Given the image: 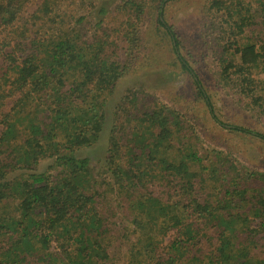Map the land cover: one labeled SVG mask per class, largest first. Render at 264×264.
I'll use <instances>...</instances> for the list:
<instances>
[{"label": "trees", "instance_id": "16d2710c", "mask_svg": "<svg viewBox=\"0 0 264 264\" xmlns=\"http://www.w3.org/2000/svg\"><path fill=\"white\" fill-rule=\"evenodd\" d=\"M169 1L159 0L158 24L210 118L264 141L219 119L164 20ZM58 2L0 0V264H264V172L201 151L181 115L141 91H125L110 114L108 96L131 67L112 58L107 30L85 34L87 16ZM122 5L132 58L145 2ZM209 5L243 39L221 53L223 86L264 116V0ZM89 6L103 29L111 7ZM107 128L97 166L80 152Z\"/></svg>", "mask_w": 264, "mask_h": 264}, {"label": "rangeland", "instance_id": "374dc122", "mask_svg": "<svg viewBox=\"0 0 264 264\" xmlns=\"http://www.w3.org/2000/svg\"><path fill=\"white\" fill-rule=\"evenodd\" d=\"M84 1L86 5H83ZM93 1L98 8L105 6L112 9L111 16L101 30L95 26V20L91 16V11L95 10H91L89 5ZM104 1L101 4V0H59L58 3L61 5V11H73L77 17L87 16L88 20L79 27L85 34L93 36L107 30L111 41L114 42L109 47L112 58L131 67L130 73L108 96L109 113L111 114L125 91H141L153 101L176 110L186 122V129L199 136L200 139L195 142L201 151H222L231 156L239 167L264 172V141L224 129L210 118L195 90L192 77L182 70L175 57L171 39L166 30L158 24L161 2L144 0L145 13L137 26L138 42L131 45L134 55L128 58L125 52L129 45L124 39L127 24L124 22L131 15L123 9L115 10L116 6L122 5L126 0ZM210 2L211 0H171L163 5L164 20L176 34L181 54L197 72L209 93L219 119L264 134V116L249 110L243 97L226 89L220 79L219 65L224 47L231 48L230 51L233 52L243 39L237 25L229 29L233 20L223 12L210 9ZM251 29L255 33V28ZM227 31L231 32L232 36ZM249 31L243 36L245 40V37L251 35ZM108 136L109 128L103 132L96 145L81 151L80 155L90 156L93 163L100 166L107 155Z\"/></svg>", "mask_w": 264, "mask_h": 264}]
</instances>
